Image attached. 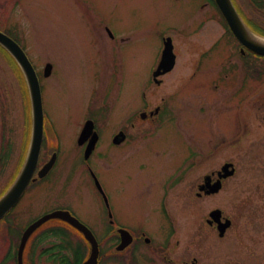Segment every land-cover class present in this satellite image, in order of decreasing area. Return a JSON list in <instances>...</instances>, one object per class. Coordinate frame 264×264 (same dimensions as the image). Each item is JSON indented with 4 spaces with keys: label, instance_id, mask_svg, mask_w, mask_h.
I'll return each mask as SVG.
<instances>
[{
    "label": "rangeland",
    "instance_id": "374dc122",
    "mask_svg": "<svg viewBox=\"0 0 264 264\" xmlns=\"http://www.w3.org/2000/svg\"><path fill=\"white\" fill-rule=\"evenodd\" d=\"M235 1L250 25L264 30V12L254 0ZM0 29L37 67L45 113L63 143L54 175L31 187L0 222V264H17L7 254L17 251L27 225L53 208L68 206L100 236L107 228V209L77 143L88 118L101 134L92 165L123 223L162 239L158 225L164 232L167 227L159 201L167 196L179 228L181 264H264V56L242 54L215 4L0 0ZM168 36L177 64L156 83L152 72ZM47 62L54 64L51 77L43 75ZM158 108L161 120L154 126L136 120L132 128L133 116ZM31 122L28 83L0 45V197L27 157ZM126 128L131 140L115 145L113 137ZM48 139L40 165L57 140L52 130ZM226 162L235 164V175L219 193L199 197L204 177ZM216 208L233 222L223 237L207 223ZM82 242L66 224L51 220L29 240L24 264H61V244L75 264Z\"/></svg>",
    "mask_w": 264,
    "mask_h": 264
},
{
    "label": "water",
    "instance_id": "95a60500",
    "mask_svg": "<svg viewBox=\"0 0 264 264\" xmlns=\"http://www.w3.org/2000/svg\"><path fill=\"white\" fill-rule=\"evenodd\" d=\"M217 5L219 6L221 12L225 16L231 30L235 34V36L240 40V42L247 47L248 49L264 55V39L259 37L256 33H254L243 21L240 16L238 10L236 9L232 0H215ZM0 44L3 45L18 61L20 66L22 67L28 85L30 89L31 101H32V112H33V133H32V142L30 146V150L26 159V162L22 168L21 173L9 188V190L0 198V220L10 211L12 210L16 204L20 201L21 197L25 193L28 188L29 183L33 179V175L38 166L39 157L42 149L43 137H44V106H43V97H42V89L39 80V76L37 71L29 59L27 53L21 47V45L11 36L6 34L5 32L0 30ZM173 42L172 38L168 37L165 42V47L163 50L162 59L159 65V69L155 72V76L166 73L170 71L175 65V53L173 51ZM52 65L48 64L45 67V75L49 73ZM94 127L93 121H88L85 125L84 130L81 133L80 141L83 142L87 139L88 135L92 132ZM117 136V139H120L121 135ZM97 140V134L93 137L91 144L89 145L86 156H89L92 148L94 147V143ZM54 159H52L49 163H47L42 170H40L39 175L44 176L53 166ZM235 173V167L233 163H227L223 167V172H220L221 177H228ZM210 176L206 177L207 183L201 185V189L209 188L207 193L218 192L222 187V181L219 179L214 184L209 182ZM210 184H209V183ZM97 183L100 186V183L97 179ZM222 211L220 209H215L211 212V218L209 220L210 223L213 221H217L219 223L220 235L224 236L227 228L231 225V220L226 219L225 222L221 220ZM51 218H61L69 221L79 230H81L86 238L91 243V253L89 258L83 264H97L98 256H99V247L98 242L93 235L92 231L80 222L76 217H74L67 210H57L52 213H49L32 225H30L25 231L21 245L19 250V263L23 264L22 261V253L25 248L26 242L29 236L33 233L35 229H37L40 225H42L45 221Z\"/></svg>",
    "mask_w": 264,
    "mask_h": 264
},
{
    "label": "flooded vegetation",
    "instance_id": "af4514ba",
    "mask_svg": "<svg viewBox=\"0 0 264 264\" xmlns=\"http://www.w3.org/2000/svg\"><path fill=\"white\" fill-rule=\"evenodd\" d=\"M209 3L212 4V0H209ZM112 38H115V36H112ZM159 63H160V60H158L157 65L153 69L152 75H154V73L159 69ZM53 73L54 72L52 71L49 77H51ZM168 73L162 74L161 76L166 75ZM159 80L162 81L161 78ZM154 81L157 82L155 79ZM145 112H147V115L143 116L140 114L139 119L135 118L134 116L131 118L130 122H131L132 128H136V120L150 122L151 126H154L153 124H155V122L158 121L157 119L161 120L159 116L162 112L161 108H158L156 111H154L153 115L151 114L152 111H149V112L145 111ZM125 133H126V139L117 145H120L124 143L125 141L131 140L132 135L131 133L128 132L127 128L125 130ZM100 140H101V136H100L99 142ZM99 142L97 144V147L99 145ZM77 143H78V138H77ZM78 145L79 147L82 148V152H83V159H81V162H84V164H86L88 171L90 172V175L92 176L94 180L92 171H95V168L92 165L91 158L93 154L95 153V151L97 150V148L94 150L91 157L88 160H86L84 158V154H85V150L87 147V143H84V144L78 143ZM49 147L51 150V154L49 158L46 160V162L50 160L56 154L57 155L56 163L46 177L38 178L36 181H33L29 188L40 183L44 179H47V178L50 179L54 175L55 170H57L61 162V156L63 154V143L60 137L57 138V140H55V143L53 144L50 143ZM217 173L213 174L214 181L215 179L218 178ZM207 189L208 188H206V190ZM97 192H99V194L101 195L103 202L105 204V207L107 209V213H106L107 215L105 216V219L102 221L105 224V227L107 228L105 230H102L103 233L101 234V236L98 230L95 231L89 224L84 222V220H82L80 216L73 209L69 208L68 206H64L61 208L70 210L76 217H78L81 221L86 223L95 233L99 241V248H100L98 264H107V262L109 261L111 264H145V263L147 264H181L182 263L181 256L177 249L179 248V243H180V239L177 238L178 236L177 234L179 233V228H178L177 220L170 209V206L168 203L169 199L167 196L161 197L159 201V205H160L159 213H160V216L162 215V219L163 221H165L167 228H166V231L164 232V229L162 230V224L158 225L159 227L158 230L161 232V234L163 232L162 234L163 238L158 240L154 236L153 232H151V230H149L148 228H136L130 224L123 223L117 216V213L114 212L112 201L108 193L106 192V190L105 192L107 193V197H105L103 192L98 188H97ZM133 199L136 202H143L145 198L135 197ZM55 209H60V208H54L53 210ZM64 223L72 231L77 232L84 242V243L82 242L83 244L79 245L77 247L78 249L75 250L76 252L75 256L76 257L78 256V258L75 259V264H82L89 257L90 245L77 229H75L73 226H71V224L67 222H64ZM212 227L217 228L215 224L212 225ZM122 229H127V231L129 232H123ZM127 242L128 244L124 246L123 244ZM87 245H88V248H86ZM61 246H63L62 247L63 255H62L60 263L70 264L71 262L73 264V260H70L69 254H66V253L64 254L65 252L64 250L67 249V248L64 249V247L66 246L70 247L68 238H66V246H64L63 244H61ZM13 253L14 252L11 250L10 253L7 254L6 260L12 259ZM184 264H190V263L188 261H184ZM192 264H199V263L197 260H195L192 262Z\"/></svg>",
    "mask_w": 264,
    "mask_h": 264
},
{
    "label": "trees",
    "instance_id": "16d2710c",
    "mask_svg": "<svg viewBox=\"0 0 264 264\" xmlns=\"http://www.w3.org/2000/svg\"><path fill=\"white\" fill-rule=\"evenodd\" d=\"M254 2H255V5L258 6V8L264 12V0H262L261 2H256L254 0ZM254 29H255V31H257V32H259V33L264 35V30L263 29H258L257 27H254ZM60 247L62 248L63 246L60 245Z\"/></svg>",
    "mask_w": 264,
    "mask_h": 264
}]
</instances>
